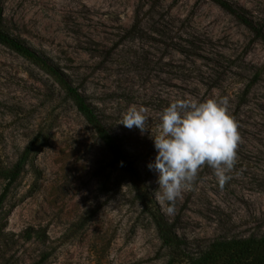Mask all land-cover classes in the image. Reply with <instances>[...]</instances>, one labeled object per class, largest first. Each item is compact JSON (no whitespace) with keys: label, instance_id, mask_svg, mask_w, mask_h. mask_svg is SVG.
<instances>
[{"label":"rangeland","instance_id":"rangeland-1","mask_svg":"<svg viewBox=\"0 0 264 264\" xmlns=\"http://www.w3.org/2000/svg\"><path fill=\"white\" fill-rule=\"evenodd\" d=\"M223 1L235 12L216 0H0V30L62 73L0 43V196L23 165L0 210V264H166L134 182L200 246L264 234V0ZM67 84L102 112L139 178L112 162ZM224 97L241 137L231 179L221 187L205 164L169 214L147 166L161 115ZM133 107L143 132L120 123Z\"/></svg>","mask_w":264,"mask_h":264},{"label":"clouds","instance_id":"clouds-1","mask_svg":"<svg viewBox=\"0 0 264 264\" xmlns=\"http://www.w3.org/2000/svg\"><path fill=\"white\" fill-rule=\"evenodd\" d=\"M147 119L143 109L133 107L120 123L143 132ZM240 139L226 97L203 102L180 99L165 108L159 134L153 137L156 156L147 166L158 178L157 199L172 205L169 214L205 164L214 169L221 187L231 179Z\"/></svg>","mask_w":264,"mask_h":264},{"label":"trees","instance_id":"trees-1","mask_svg":"<svg viewBox=\"0 0 264 264\" xmlns=\"http://www.w3.org/2000/svg\"><path fill=\"white\" fill-rule=\"evenodd\" d=\"M216 1L225 8L231 9V6L223 0ZM240 18L248 27L255 31L257 30L248 18L242 15ZM0 43L46 68L50 74L57 77L61 76L62 73L44 56L2 30H0ZM66 89L80 113L95 128L99 137L107 145L112 162L120 165L132 177L139 178L134 161L125 151L118 134L107 127L102 112L89 103L87 98L70 84H67ZM27 149L29 150V146ZM22 168L23 165L18 163L12 171L9 173L5 172V179L8 182L4 193L0 196V210L2 209L9 188L19 177ZM134 184L136 196L143 205L145 212L149 215L150 220L155 225L158 235L166 248V264H264L263 233L236 237H216L214 239H208L204 246H200L198 239L191 240L187 236L179 233L176 221L167 216L155 197L142 184L135 182ZM2 232L3 227H0V243L3 237ZM43 233L45 234V231ZM46 258L47 256H43V261Z\"/></svg>","mask_w":264,"mask_h":264}]
</instances>
